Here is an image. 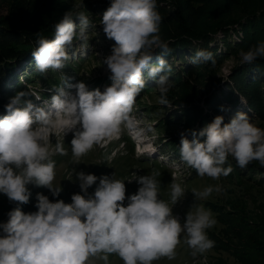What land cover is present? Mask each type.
Returning a JSON list of instances; mask_svg holds the SVG:
<instances>
[{
	"label": "clouds",
	"instance_id": "clouds-1",
	"mask_svg": "<svg viewBox=\"0 0 264 264\" xmlns=\"http://www.w3.org/2000/svg\"><path fill=\"white\" fill-rule=\"evenodd\" d=\"M157 7V0H111L100 20L106 37L115 41L104 60L111 72V84L103 92L99 88L90 91L83 82H77L67 85L75 89V95L67 93L64 86L55 87L50 100L53 111L23 99L28 95L23 91L5 106L7 115L0 119V194L17 206L7 213V221L0 223V264H95L97 260L109 264L111 254L123 264H153L162 258L174 260L181 243L187 245L194 258L215 246L206 232L217 224L213 212L196 203L182 224L172 208L185 189L173 182L170 202L161 199L157 179L160 172L156 170L152 175L133 173L140 187L127 197V206L126 180L114 179L113 175L97 177L73 168L82 194H73L71 203L59 199L50 202L47 196L37 193V211L25 213L20 208L29 202L30 184L47 188L53 197L62 191L53 185L56 162L52 157L57 153L67 156L68 150L63 142L56 143L53 150L35 130L38 122L50 126L53 113L62 115L64 134L73 133L72 161L80 164L94 146L119 136L122 125L131 127L135 99L145 88L143 70L147 69L148 79L164 73L156 84L162 94L159 103L169 105L163 94L173 86L166 74L171 67L163 57L172 49L159 35L162 16ZM74 17L79 20L78 31ZM88 26L89 18L83 11L66 12L54 25L52 39L36 33V47L31 52L35 69L42 75L50 69L62 70L70 58L68 49L74 40L86 39ZM157 49L162 55L156 64H150ZM239 55L242 65L253 64L264 58V42L241 50ZM201 62L216 63L213 53L203 49L191 59L192 64ZM189 131L191 140L181 133L180 159L201 178L219 180L229 176L233 172L231 164L225 167L229 157L241 169L253 161L264 168V129L245 113H237L228 123L217 115L199 132ZM198 137L205 139L201 142ZM93 185L94 193L89 194ZM222 191L219 184L192 189L197 201Z\"/></svg>",
	"mask_w": 264,
	"mask_h": 264
},
{
	"label": "rangeland",
	"instance_id": "rangeland-1",
	"mask_svg": "<svg viewBox=\"0 0 264 264\" xmlns=\"http://www.w3.org/2000/svg\"><path fill=\"white\" fill-rule=\"evenodd\" d=\"M62 1L67 4H72L74 6V11H79L82 5H84L86 11L90 9V13L84 12L89 18L86 39H76L73 45L68 49L69 60L75 56L81 57V55L88 57V59H84L85 62L76 64V70H79L80 73L79 75H74L73 83L80 82L79 78H85L91 82L93 81L94 83H90V86H93L97 81L110 80L109 77L111 76V72L104 63V60L111 54L112 48H110L111 46L109 44L111 40L108 39L103 32V26L100 24L103 15L98 12L101 10V7L105 12L110 6L111 0ZM168 1L169 0H158L157 11L162 16L159 35L169 46V44L174 41L167 40L165 39L166 37L163 36V26L165 25L164 23L167 22L164 19V12H169L167 17L169 18L171 16L172 19L169 20L167 25L170 23V25L172 24L175 26L178 22L176 21V10L168 6ZM197 2H202L203 6L200 8ZM14 3L15 1L12 2V0H0V14L6 16L7 13H9L7 12L9 11V6L11 4L14 6ZM188 5L191 10V24L193 25L184 22L183 25L189 27L190 30L195 31L202 26H205V29H212L214 25L216 29L224 26L222 31L214 35L215 42L210 45L218 46L217 48L219 51L223 49V45L220 42L221 38L226 35V32L228 36L231 37L228 38V40L234 43L238 36L240 38L244 36L241 25L246 24L247 21H251L259 15L264 16V0H189ZM19 7L21 6H17V8ZM251 16L255 17L252 18ZM25 21L26 22L23 23H27V20ZM74 23L77 25L78 31L79 20L74 19ZM242 50L246 51L245 49ZM157 51L160 52L159 49H157ZM240 51L241 50H237L234 53L232 52L226 60L210 69H198L196 64H192L189 61L192 68L195 70L196 77H194V81H188L185 72L184 80H181L182 86L177 82L171 81L173 86L163 95L167 98L169 92L170 96L179 98L181 94L185 93V86L188 82V84H191L193 87L192 90H196L199 95L197 96L198 100L194 101L195 104L199 105L211 123L215 117L208 111L209 108L205 96L219 95L220 92L226 93L228 91L227 86L232 85L230 82L235 77L238 71L237 69L245 66L240 62ZM263 59L264 58H258L255 62H260ZM188 60L189 59L186 58V61L182 59L177 61V57L171 58L174 66L181 69ZM25 64L26 63L23 65L18 64L20 69L19 71H15L16 76H23L24 71L30 69V65L31 67L35 65L33 62L30 65L28 64V67ZM69 76H71V74ZM204 76H206V79L203 83L201 81L203 86H201V84L200 86L197 85V83H200L201 77L203 78ZM159 77L160 76H156L147 81L146 85L148 87L144 88L136 97L131 114V127L127 124L122 125V132L119 136L105 140L101 145L94 146L87 155L81 158L80 164H74L72 161L70 141L73 138V133L70 131L64 134L63 130L60 129L61 126H64L63 116L54 114L57 118H52L51 125H45L39 130L37 124L34 125L35 130L37 129L36 131L43 135L44 140L49 143V146L53 150L55 144L58 142H63L64 147L68 150L67 156H62L57 153L52 157L56 162V175L53 185L60 186L62 191L58 197H53L47 188L30 184L28 185L31 192L29 202L20 205V208L25 213L37 211L38 209L35 207L37 203V193L47 196L50 202H56V200L59 199L63 200L65 203H71V196L80 193L75 174H72L73 168H75L77 172L83 171L85 174L90 173L97 177L103 175L111 177L113 175L114 179L126 180V199L124 201V206H127V197L136 194L140 187L136 180L133 179V173L136 176L152 175L153 170H156L160 172V176H158L157 179L160 181L159 196L161 199L170 202V186L173 182L179 183L185 189L184 196L172 208L173 214L179 217L182 224L185 221L186 213L196 203L203 204L206 209H210L217 220V224L206 230L209 239L215 241V246L209 251L199 254L194 258L190 255L191 250L187 245L181 243L176 249L177 255L174 260L162 258L154 261L153 264H240L242 254L252 250H261V247L256 246L264 244V168H262L257 161H253L246 167L254 169L252 174H249L247 169L244 168L246 170L245 175H249L247 179L244 178V175L243 177L237 173H231L229 176L221 177L219 180H212L207 176L203 178L199 177L194 169L189 168L180 159L179 148L181 133H183L187 139H193L189 130H196L198 132L204 127L201 126L204 120L202 118H200V120L197 119L192 127L188 126L187 123L184 124V121H182L183 116H178L171 121L168 120L171 117L170 111L176 108L170 104L164 106L159 103V99L162 95L156 84ZM215 79H219L220 83H218L219 85L215 88H212ZM6 80L7 79H5V81ZM169 80H171L170 77ZM262 81L264 82V80ZM105 82L106 81L100 83V85L103 83V85L99 87L101 92H103L106 87V85H104ZM36 83L38 84V89L35 94L39 96L45 95V92L39 89V86L40 88L43 87L42 83L39 81H36ZM22 84L24 88L26 83ZM110 84H108V86ZM14 85L15 83L12 82L6 88L10 87V89H12ZM70 89V94L75 95V89ZM147 89L148 91H146ZM47 90L49 91V88H47ZM239 96V101L232 107L234 110L231 112L232 115L228 113L225 116L227 120L226 123L230 122V120L239 113L237 112L239 110L244 111L245 114L250 112V108L248 104H246V99L241 95ZM48 110L50 109L47 108L46 111ZM5 112H7L6 108L0 109V119L3 118ZM248 116L257 127L264 129V114ZM41 125L43 124H40V126ZM178 134L179 136L177 137ZM118 138L119 140H117ZM174 141L175 143L179 141L177 147L172 145ZM172 146L174 148L173 150ZM164 147L165 149L161 151ZM140 148L141 150H139ZM137 152L141 153V155L138 156ZM164 155L166 156L165 158ZM228 162H230L231 165L237 166L231 157H229ZM227 166L228 164L226 163L225 167ZM237 169L239 168H236V170ZM240 177L244 178L246 182L245 185L237 183ZM128 180H131V182ZM98 183L99 180H97V184ZM216 184L222 186L223 191L221 193L217 194L214 192L207 200L197 201L195 199L192 189L203 190V188L208 185ZM95 187L96 185L90 187L88 193H94ZM16 206L15 202H10L4 194H0V223L7 221V213ZM255 256H264V253L261 255L256 253ZM95 264H103V261L97 260ZM109 264H123V261L118 256L111 254L109 255Z\"/></svg>",
	"mask_w": 264,
	"mask_h": 264
},
{
	"label": "trees",
	"instance_id": "trees-1",
	"mask_svg": "<svg viewBox=\"0 0 264 264\" xmlns=\"http://www.w3.org/2000/svg\"><path fill=\"white\" fill-rule=\"evenodd\" d=\"M13 1H15L14 6L12 4L9 6V11H7L9 13H7L6 16H2L3 14H0V109L6 108L5 106L10 102V99L14 97L17 92L23 91L28 93V95L23 98L25 100L33 98L34 96L31 93L37 92L38 89V84L36 83V81H39L43 84L42 88L54 89L58 86V80H55V77H45L48 74H51V71L48 70L45 75H42L35 69V65L32 67L30 65L32 62L35 63L34 57L31 55V52L34 51L36 47V33H38L37 29L51 26L54 23H57V21L60 20L66 12H72L75 14L79 11L81 12V10H84L83 12L90 13V9L86 11L84 7H82L79 11H74V6L72 4L64 3L62 0H12V2ZM197 3L198 5H200V8L203 6L202 2ZM188 4L189 0L168 1V6L173 7L174 10H176L175 15L178 24L175 26L172 24L170 25V23L169 25H167L169 20L172 19L171 16L169 18L167 17V15H169V12H164V19L167 22L164 23L165 25L163 26V36L166 37L165 39L167 40L174 41L169 44V48L172 49L171 53L163 57L165 60H167L168 64L171 67V71L166 73L170 77V81L177 82L182 86L181 80H184L185 72L187 80L190 82L194 81V77H196V74L189 61L191 62V59L192 57H194L196 51L203 49L209 50L213 53L216 61L215 64H212L211 62H201L196 64V67L198 69H210L226 60L232 52L234 53L235 51L242 49H245L247 51L250 47L264 42V16L259 15L255 17V15L251 16L252 18L255 17L253 20L247 21L246 24L241 25L244 36L242 38L238 36L237 40L234 43H231V41L228 40V38L231 37H229L228 33L226 32V35L221 38L220 42L223 45V49L219 51L217 48L218 46L210 45L211 43L215 42L214 35L222 31L224 29V26L217 29L215 28V25L212 29H205V26H202L198 30H190L189 27L183 25V22L193 25L191 24V10L189 9ZM17 6L21 7L17 8ZM100 9L101 10L98 13H101L103 15L104 10L102 7ZM73 19L76 18L74 17ZM25 20H27V23H23L26 22ZM14 30H23V32L18 33ZM73 42H75V40ZM109 44L111 46L110 48H112L115 45V41L111 40ZM1 55L16 58L18 62L13 63L4 61ZM161 55L162 53L156 50L155 53H153V58L150 61V64H156L157 57H160ZM173 57H177V61H180L181 59L183 61H186V58H188L189 60L183 65L181 69L177 68V66H174L173 62L171 61V58ZM24 63H26V66L29 64L30 69L24 71L23 76H16L15 71H19L20 69L18 67V64L23 65ZM69 68L75 70L77 67L69 65ZM237 70L238 71L235 74V77L230 82L232 85L227 86L228 91L226 93L220 92V96H205V100L209 108L208 111L211 112L214 117H216L217 115L223 116L224 123L227 122L225 118L226 114H231V112L234 111L232 107L235 106L239 101V95L246 99V104H248V107L250 108V112L246 113L247 115L264 114V82L262 81L264 80V59L260 62H254L251 65H245ZM161 75H164V73L160 72L156 76ZM142 76L145 78L146 88L148 87L146 85V82L150 80L147 78V69L142 71ZM5 79L7 80L5 81ZM205 79L206 76H204L203 78L201 77L200 83H197V85L200 86L201 84V86H203L202 83ZM103 81H106L105 83L108 84L111 83V80H101L95 82V85L98 86ZM12 82L15 83L14 88H6ZM213 82L212 88H215L217 85H219L218 83L220 81L219 79H215ZM22 83H26L24 85V88L22 87ZM92 83L94 82L92 81ZM192 89L193 87L191 86V84H188L187 82L185 86V93L181 94L179 98L170 96V93L168 92L167 98L169 104L173 107L175 106L176 108L175 110L170 111L171 117L168 120L171 121L178 116H183L182 121H184V124L187 123L188 126L192 127L197 119L200 120V118H202L204 121L201 126H205L206 124L210 123V121L208 120L204 111L199 107V105L195 104L194 101L198 100L197 96L199 95L196 90ZM146 91H148V89ZM221 106L223 107V110H221ZM237 112L244 113V111L241 110ZM178 136L179 134L177 135V137ZM198 138L201 140V142L205 139L204 137ZM175 141L172 143V145L177 147L179 141H177L176 143ZM164 149L165 147L162 148L161 151H163ZM173 149L174 148L172 146V150ZM227 164L231 163L227 161ZM232 167H234L232 172L233 174L237 173L241 176L244 175L245 177H243L245 179H247V177L249 176L245 175V169H241L238 166H234L233 164ZM236 168L239 169L236 170ZM246 169L249 174H252V171L254 170L249 168ZM244 178H238L237 183L245 185L246 182L244 181ZM256 247H261V250H252L246 252L245 254H242V261L240 260V264H264V256H255L256 253H259L260 255L264 253V244L257 245Z\"/></svg>",
	"mask_w": 264,
	"mask_h": 264
},
{
	"label": "water",
	"instance_id": "water-1",
	"mask_svg": "<svg viewBox=\"0 0 264 264\" xmlns=\"http://www.w3.org/2000/svg\"><path fill=\"white\" fill-rule=\"evenodd\" d=\"M19 15H23V14H19ZM62 19V18H61ZM60 19V20H61ZM60 20H58L57 21V23L60 21ZM56 23H54L53 25H51V26H46V27H42V28H38L37 29V32H41V33H43L44 34V36L45 37H47V38H49V39H52L53 38V36H54V25H55ZM11 30H13V29H11ZM15 32H23V30H14ZM1 57H2V59L4 60V61H8V62H13V63H17L18 61H17V59L16 58H13V57H7V56H4V55H1ZM220 83V82H219Z\"/></svg>",
	"mask_w": 264,
	"mask_h": 264
},
{
	"label": "bare ground",
	"instance_id": "bare-ground-1",
	"mask_svg": "<svg viewBox=\"0 0 264 264\" xmlns=\"http://www.w3.org/2000/svg\"><path fill=\"white\" fill-rule=\"evenodd\" d=\"M53 117H54V116H52V118H53ZM63 128H64V126H63V127L61 126V128H60V129H61V130H63ZM61 130H60V131H61ZM139 150H141V148H140Z\"/></svg>",
	"mask_w": 264,
	"mask_h": 264
}]
</instances>
